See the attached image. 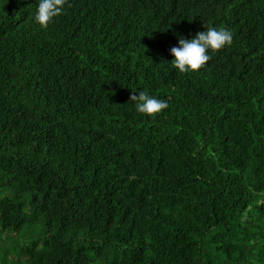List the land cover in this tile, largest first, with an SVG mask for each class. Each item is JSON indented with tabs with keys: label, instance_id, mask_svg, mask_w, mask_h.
Here are the masks:
<instances>
[{
	"label": "trees",
	"instance_id": "trees-1",
	"mask_svg": "<svg viewBox=\"0 0 264 264\" xmlns=\"http://www.w3.org/2000/svg\"><path fill=\"white\" fill-rule=\"evenodd\" d=\"M37 6L0 0V264H264V0ZM204 25L233 42L180 73Z\"/></svg>",
	"mask_w": 264,
	"mask_h": 264
},
{
	"label": "clouds",
	"instance_id": "clouds-1",
	"mask_svg": "<svg viewBox=\"0 0 264 264\" xmlns=\"http://www.w3.org/2000/svg\"><path fill=\"white\" fill-rule=\"evenodd\" d=\"M67 0H38L34 20L41 28H47L53 18L63 14ZM193 38L178 39V46L169 49L173 59L172 66L180 73L195 72L203 68L211 59L209 53H216L233 42V33L226 27L204 25ZM129 100L134 102L135 110L143 115L152 116L168 108L164 100L148 95L144 91L130 94Z\"/></svg>",
	"mask_w": 264,
	"mask_h": 264
}]
</instances>
